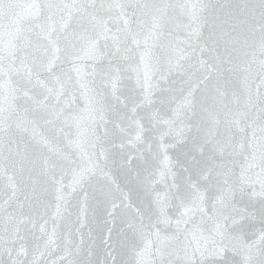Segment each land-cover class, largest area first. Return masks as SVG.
Returning a JSON list of instances; mask_svg holds the SVG:
<instances>
[{
	"label": "water",
	"instance_id": "water-1",
	"mask_svg": "<svg viewBox=\"0 0 264 264\" xmlns=\"http://www.w3.org/2000/svg\"><path fill=\"white\" fill-rule=\"evenodd\" d=\"M0 264H264V0H0Z\"/></svg>",
	"mask_w": 264,
	"mask_h": 264
}]
</instances>
